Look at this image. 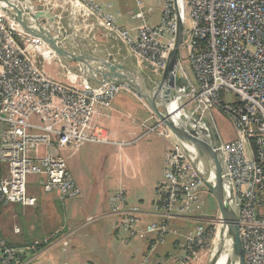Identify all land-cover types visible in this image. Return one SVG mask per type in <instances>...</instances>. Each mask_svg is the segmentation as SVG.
Returning a JSON list of instances; mask_svg holds the SVG:
<instances>
[{"label":"built area","instance_id":"2783aa9c","mask_svg":"<svg viewBox=\"0 0 264 264\" xmlns=\"http://www.w3.org/2000/svg\"><path fill=\"white\" fill-rule=\"evenodd\" d=\"M79 1L102 20L110 21L113 33L126 43L139 66L150 69L154 82L166 67L175 43L177 14L181 13L185 24L181 49L187 52L194 77L186 74L180 62L183 80L172 111L186 123L200 125L198 130L209 141L210 131L219 132L214 123L208 126L206 119L196 115L200 112L207 116L220 108L232 118L235 137L227 142L220 138L215 150L222 157L224 175L231 180L244 264H264V0H164L160 24H143L135 37L115 26L95 0ZM187 10L190 28L186 26ZM2 17L0 209L11 204L35 206L38 190L61 199L79 195L62 149L84 141H108L104 130L94 123V116L99 109L110 107L122 85L91 83L82 72L78 81L54 79L39 60L48 46L24 33L15 22L6 24ZM68 73L74 79V73ZM225 93L233 94L231 101L224 102ZM183 97L187 98L184 102ZM193 106L195 111L188 113L187 108ZM165 162L158 204L165 220L140 230L142 218L137 211L124 217V228L130 236L156 235L154 248L166 242L171 232L166 221L176 205L182 212L200 208L207 189L178 141L166 154ZM202 217L196 219L194 231L186 237V255L215 242L224 227L220 212ZM218 217L220 226L216 225ZM15 231L19 233L20 229ZM51 239L15 247L0 234V264L20 262L22 256L39 251V246L48 245ZM187 257L182 264L189 262Z\"/></svg>","mask_w":264,"mask_h":264},{"label":"crops","instance_id":"0c3cea01","mask_svg":"<svg viewBox=\"0 0 264 264\" xmlns=\"http://www.w3.org/2000/svg\"><path fill=\"white\" fill-rule=\"evenodd\" d=\"M26 2L27 5L32 3L30 0ZM67 3L74 6L71 0H64V4ZM95 3L106 17L113 20L115 26L133 37L143 24L156 27L163 17L164 0H95ZM60 4L58 2L52 10L61 16L62 24ZM68 15L66 23L75 24L78 17ZM82 25L77 24L75 31L81 30ZM100 26L88 25L90 29L102 33L104 24ZM88 32L90 35L95 30ZM82 33L74 35L72 42L70 39L68 41L74 50L91 45L86 42L88 35L83 33L82 36ZM97 39L95 44L99 46V53L128 59L131 63L132 52L119 36L114 34L109 39ZM186 56L187 52L184 69L192 79L194 71ZM182 57L181 51L179 62H182ZM64 63L71 68L70 63ZM65 74L68 75L67 72ZM66 77L69 81L66 79L65 82H71ZM122 90L123 94L119 95ZM119 93L109 108L99 109L94 116V123L104 130L108 141L79 142L63 151L64 157L65 152L71 156L66 162L80 194L61 199L55 194L38 190L35 206H6L0 212V231L6 241L14 246H22L35 238H54L61 234L59 232H66L69 240L48 249L42 255L44 264H146L143 260L150 236H130L128 231H124L121 221L130 211H137L144 223L154 222L155 217L160 215L158 204L166 168L165 158L173 140L154 131L157 125L154 113L129 87L122 86ZM230 128L228 141L235 137L233 125ZM204 196L200 208H204ZM203 214L211 215L204 211L196 214L195 218L186 217L181 223L173 222L170 225L173 230L168 234L167 241L151 253L152 257L157 253L183 256L186 237L196 226L193 222L199 217L203 218ZM6 219L10 220L8 224L4 223ZM17 227L19 233L15 231Z\"/></svg>","mask_w":264,"mask_h":264},{"label":"water","instance_id":"95a60500","mask_svg":"<svg viewBox=\"0 0 264 264\" xmlns=\"http://www.w3.org/2000/svg\"><path fill=\"white\" fill-rule=\"evenodd\" d=\"M71 1L74 5L78 3V0ZM45 9L42 4L28 7L26 0H0V10L24 33L42 40L65 62L80 64L87 80L100 85L128 86L170 129L203 179L206 188L216 199L224 220L220 239H224V235L228 236L231 259L236 260V264H244L240 223L233 207L231 180L224 175L222 157L215 150V145L220 144V136L217 132L210 131L209 141L194 123H186L172 111V102L179 95L183 80L179 51L185 41V24L181 13L177 14L175 43L169 53L166 67L161 77L154 82V76L142 72L133 55L130 65H127L111 54L105 56L95 53L90 46L70 50L67 47L69 39L58 29L56 15L45 12ZM219 253L220 251L213 256L209 264H216Z\"/></svg>","mask_w":264,"mask_h":264},{"label":"rangeland","instance_id":"374dc122","mask_svg":"<svg viewBox=\"0 0 264 264\" xmlns=\"http://www.w3.org/2000/svg\"><path fill=\"white\" fill-rule=\"evenodd\" d=\"M26 1H28V0H26ZM30 1L32 3L29 4L28 7L37 6V4L41 3V1H43L42 4H44V6L46 8L45 12H50V13L52 12L53 14L56 15V20L58 22V29L60 31H62V33H64V36H66L68 39H70V41H71V39L73 38L74 35L78 34V36H79V35H81L82 32L85 34L86 31H89L88 33H92L91 31L95 30V32H93V34L88 35L86 33V35H88V38L86 39L87 40L86 42H87V44L89 42L91 43L92 50L93 51L95 50L94 52L97 53V54H101V53L98 52V49H99L98 44H95L96 39L97 38H103V37L109 39L111 35H114V33H113L114 29L112 28V25H111L110 21L102 20L101 16L99 17V15L95 11L91 10L88 5L86 6L85 4H83L79 0H78L77 4L80 5V7H75L76 5H74L73 3L72 4L74 6H72L71 3L70 4H68V3L64 4V0H30ZM58 2L61 3L60 6L62 7V17H63V20H64V23H63V20H62V24L60 22V17L61 16L59 17V14L55 13V11L52 10L55 6H57ZM68 14H70V16L74 15V17H76V18L78 17L75 20V22H74L75 24H67L66 23V22H68V18H69ZM0 16H4V17H2L3 18L2 21L5 22L6 24H15L10 18H8V16L3 15L1 13V11H0ZM79 23L80 24H84L85 26L84 25H82L81 27L78 26V27H80L79 29H81V30H78V32H76L75 29L77 28V24H79ZM90 24H91V26H93V25L94 26H97V25L100 26V24H104V27H102L104 32H102V33L99 32L98 33V32H96L97 29H92V28L90 29L88 27V25L90 26ZM186 26H187V28H190V26H191V17H190V13H189L188 10H187V17H186ZM100 28H101V26H100ZM83 33H82V36H83ZM88 45H90V44H88ZM71 46L72 45L67 44V47H69L70 50H74L73 48H71ZM102 49H104V47H102ZM102 49H100V50H102ZM181 51H182V54H183L181 63L185 65L186 64V62H185L186 60H184V56H185L186 50H183V48H182L180 50V52ZM104 54H105V52H104ZM101 55H103V54H101ZM116 59L119 60V61H122L123 63H125L127 65H130V62H129L130 60H128V59L127 60L126 59H118V58H116ZM39 60L44 65V68H45V71L47 72V74L50 75L51 77H53L54 79L58 80V81H66V79H67L66 76H68L71 79V81H73V80L78 81L79 80V76L81 75L80 72L83 71L82 66L80 64H78V63H70L71 64V68H69L64 63L65 61L63 59L59 58L49 47H47V48L45 47V50L41 53V56H40ZM140 68L142 69V72L144 71L147 74H150V75L152 74L150 69H147L146 66L140 65ZM68 70H71V72L74 73V75H75L74 79L68 73ZM65 72H67L68 75L65 74ZM67 80L69 81V79H67ZM91 83H94V82L91 81ZM122 86L124 87L126 85H122ZM123 91L124 90H122L119 93V95L120 94L122 95ZM119 95H117L116 97H118ZM233 97L234 96H233L232 93H225L223 95L224 102L231 101V99ZM185 98L186 97H183V102H184V100H187V98L186 99ZM115 100H116V98H115ZM187 109H188L187 110L188 113L192 112L193 110L195 111L194 106L192 108L188 107ZM196 116L200 120H201V118H203L204 120L206 119V121H207L206 123H207L208 126H210V125H212L214 123L216 128H217V131L220 134L221 140L223 142H227L228 141L229 132L231 131L230 126L233 125L232 121H231L232 118L229 116V114L224 113L220 108L219 109L215 108V110H212L210 112V114H207V116L201 115L200 112ZM196 116H192L191 118L192 119H196ZM155 118H156V124L157 125H155L154 131L156 133L160 134V135L162 133H164V131H165L166 132V136H170L172 138V140H173V145L171 146V149H170V151H171L173 148L176 147L177 139L172 134L170 129L164 123H162L156 116H155ZM199 126L200 125H198V127ZM93 145H95V144H93ZM65 148L62 149V154H63V151H65ZM170 151H168V153ZM64 154H65V159L71 158V156L68 155L66 152ZM166 169H167V165H166L165 170ZM204 192H205V193H203L205 195L204 199H203L204 208L197 207V208L192 209L191 211L182 212V211H180L179 205H176V207L173 209L174 210L173 213L170 215L169 220H168V223H169L168 226H169V228L171 230H173V229L171 228L170 225L173 222L176 221V222H180L181 223L184 219H187L186 217H194L196 214H199V213L204 212V211L206 213H210L212 215L215 214V216H217L219 214V210H218V206H217V202H216L215 197L212 196V194L209 192L208 189H204ZM20 206H22V205H20V204H11V205H9L10 208L11 207H20ZM215 210H217V211H215ZM120 217L123 218L122 215H120ZM219 217L216 219V225L217 226H220ZM141 218H142V216H141ZM155 218L156 219L154 220V222H157V223H161L162 221L165 220V216H164L163 212H161V211H160V215H157ZM166 218H168V216H166ZM9 222H10L9 219L4 220L5 224H8ZM121 222L124 223V220L121 221ZM154 222L144 223L141 220V222H140V230H143L145 227H147L148 225H150L151 223H154ZM17 223L19 224L20 222L17 220ZM119 227L122 228L123 226L120 225ZM123 229H124L125 232H127L126 228H123ZM59 233H61V234L59 236H57V237L52 238L48 245L42 247L41 249H39V251L32 252L31 254H27L26 258H23L22 260H20V262H13V264H44L43 260H42V255L44 253L48 252L49 251L48 249L52 248L53 245L55 246V245L59 244L60 242L62 244L63 242H66L67 240H69L68 235L66 234L65 231L64 232H59ZM125 234H127V233H125ZM227 237H228L227 235H224V239L219 240V238H221V237L218 236L216 238L215 242H209L208 245H206V246L203 245L199 249L197 248L198 250L196 249V251H194L191 254V256H189V254L186 255V251H184L185 254L183 256L179 257V256H175L174 255V260H170L169 262H171L173 264H182V263H184L183 258L189 256V257H187V258H190V259H188L189 262L188 263L185 262V264H209L211 262V259L213 258V256L215 254H217L219 251L221 253V251H222V249L224 248L225 245H230V241H229V239ZM129 238H130V236H129ZM134 238H136V237H134ZM221 242H222V244H221ZM37 246H36V248H37ZM156 248H158V247H156ZM229 249H231V248L229 247ZM220 253H219V256H220ZM219 256H218V258H219ZM177 257H179V259ZM218 258H217V262H218ZM144 260H146V258H144ZM158 262H161V264H167V262L166 261L164 262L162 259L161 260L160 259H158V260L156 259L154 264H156V263L158 264ZM217 262H216V264H236V260H234L233 258L232 259L229 258L228 260L225 261V263H217Z\"/></svg>","mask_w":264,"mask_h":264},{"label":"trees","instance_id":"16d2710c","mask_svg":"<svg viewBox=\"0 0 264 264\" xmlns=\"http://www.w3.org/2000/svg\"><path fill=\"white\" fill-rule=\"evenodd\" d=\"M4 207H2L1 209H0V212H1V210L3 209ZM195 217V216H194ZM194 217H192V218H194ZM167 223H168V221H166ZM197 223V220H195L194 222H193V224L195 225ZM169 224V223H168ZM0 234L3 236V234L1 233V231H0ZM156 235H150V237L147 239L148 240V248L146 249V254H145V256H144V258H146V260H144V263H146V264H154L155 263V260L157 259H162L164 262L166 261L167 262V264H173V263H171V262H169L170 260H171V258L172 257H174V254H171V253H166V254H164V255H159V253H157V254H154L155 256L154 257H152V252H154V251H156V250H158V248H156V247H159L160 245H158V246H156L155 248H154V245H155V240H156ZM3 238L5 239V237L3 236ZM46 237H40V238H36L37 240H40V241H43V239H45ZM36 239H33V240H31V241H29V242H27V243H24V244H22V246H27V245H31V244H33L34 243V241L36 240ZM129 239H131V238H129ZM6 240V239H5ZM166 241H167V238H166ZM7 243H8V245L9 246H14V245H12V244H10L8 241H7ZM165 244V243H164ZM46 244L44 243V244H42V245H40L39 247H44ZM162 245V244H161ZM15 247H18V246H15ZM185 246H184V251H185ZM149 253H150V257H149ZM156 253V252H155ZM26 256H22V258H25ZM157 264V263H156ZM158 264H161V262H158Z\"/></svg>","mask_w":264,"mask_h":264},{"label":"bare ground","instance_id":"6f19581e","mask_svg":"<svg viewBox=\"0 0 264 264\" xmlns=\"http://www.w3.org/2000/svg\"><path fill=\"white\" fill-rule=\"evenodd\" d=\"M178 116V115H177ZM180 117H181V115H180ZM178 118H179V116H178ZM181 119V118H180ZM219 237H221L220 236V233H219ZM222 238V237H221ZM219 240H221L220 238H219ZM218 240V241H219ZM219 243V242H218ZM217 243V244H218ZM221 244H222V242H221ZM220 244V245H221ZM229 247L231 248V244L230 245H225L224 246V248L222 249V251H221V253H220V256H219V258H218V262L217 263H225V261L226 260H228L229 258H231L230 257V249H229Z\"/></svg>","mask_w":264,"mask_h":264}]
</instances>
